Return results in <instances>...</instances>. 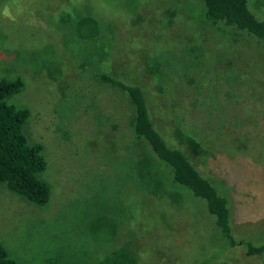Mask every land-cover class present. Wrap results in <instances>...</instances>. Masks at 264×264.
Listing matches in <instances>:
<instances>
[{
  "label": "rangeland",
  "instance_id": "1",
  "mask_svg": "<svg viewBox=\"0 0 264 264\" xmlns=\"http://www.w3.org/2000/svg\"><path fill=\"white\" fill-rule=\"evenodd\" d=\"M48 1L39 14L41 0H0V77L22 80L9 100L29 110L23 132L42 145L50 186L35 206L0 185V244L14 264H194L218 244L202 204L160 178L134 140L123 95L80 62L92 51L109 53L110 72L134 70L162 137L221 179L233 231L263 239L264 61L254 43L202 22L196 0ZM247 3L264 21V0ZM143 156L156 171L149 185L134 177ZM209 264L264 255L226 248Z\"/></svg>",
  "mask_w": 264,
  "mask_h": 264
},
{
  "label": "trees",
  "instance_id": "2",
  "mask_svg": "<svg viewBox=\"0 0 264 264\" xmlns=\"http://www.w3.org/2000/svg\"><path fill=\"white\" fill-rule=\"evenodd\" d=\"M41 1L49 3L48 0ZM47 4L45 3V6L38 10L39 14L44 9L47 10ZM192 5L195 6H191L195 16L202 22L213 28L243 36L254 43L264 61V21L255 16L247 0H196ZM49 20L48 18L47 21ZM91 24L94 25L93 33H96L99 28L98 20L94 19ZM96 35L91 33L90 37L95 38ZM76 45L80 46L82 43L76 42ZM79 56L82 64H91L93 67L89 75L94 81L123 95L121 103L128 114L134 140L139 143V146L141 145L140 147H146L150 154L149 157L151 156L153 162L159 166L157 173L160 174L157 175L160 178L165 177L168 182L188 191L192 198L202 204L205 213L210 216L218 244L207 249L202 258L194 264H209L226 248L240 246L247 256L264 255V238L258 240L238 235L233 231L229 199L215 184V180L220 182L221 179H216V176L209 177L201 172L181 149L169 145L155 128L150 106L144 93L146 87H143L141 82L134 81V70L120 68L117 69L118 72L106 70L109 67L104 65L103 61H108L107 58L111 57L109 53L102 57L101 54L92 51L89 58L82 54ZM107 61L104 62L107 64ZM98 64L105 69L99 67ZM146 67H148L146 72L150 71L147 63L144 64V69ZM22 84L18 75L9 79L0 77V185L5 186L8 191L20 196L29 204L43 206L48 201L50 186L40 178L46 166L42 145L39 142H28L23 132V125L29 117V110L9 100L21 90ZM153 84L156 85L157 92L161 93L158 84L156 82ZM143 160H146L144 156L134 159V177L142 175L143 183L146 182L149 185L152 181L149 182L147 178L155 176L156 171L153 165ZM236 173L232 172L229 175L230 183L238 182ZM96 231L92 229L91 235L97 237ZM109 258L108 256L106 263ZM127 261H130L129 264L136 262L133 256L132 258L129 256ZM0 264H14L1 244Z\"/></svg>",
  "mask_w": 264,
  "mask_h": 264
}]
</instances>
